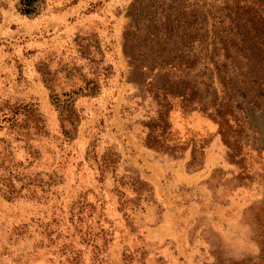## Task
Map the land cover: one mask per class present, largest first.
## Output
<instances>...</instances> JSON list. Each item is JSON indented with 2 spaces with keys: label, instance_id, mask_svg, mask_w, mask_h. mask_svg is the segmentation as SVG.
<instances>
[{
  "label": "rangeland",
  "instance_id": "rangeland-1",
  "mask_svg": "<svg viewBox=\"0 0 264 264\" xmlns=\"http://www.w3.org/2000/svg\"><path fill=\"white\" fill-rule=\"evenodd\" d=\"M0 264H264V0H0Z\"/></svg>",
  "mask_w": 264,
  "mask_h": 264
},
{
  "label": "trees",
  "instance_id": "trees-1",
  "mask_svg": "<svg viewBox=\"0 0 264 264\" xmlns=\"http://www.w3.org/2000/svg\"><path fill=\"white\" fill-rule=\"evenodd\" d=\"M43 0H20V11L24 14H32L41 8Z\"/></svg>",
  "mask_w": 264,
  "mask_h": 264
}]
</instances>
